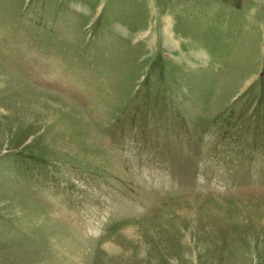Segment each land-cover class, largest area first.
<instances>
[{"label": "rangeland", "instance_id": "1", "mask_svg": "<svg viewBox=\"0 0 264 264\" xmlns=\"http://www.w3.org/2000/svg\"><path fill=\"white\" fill-rule=\"evenodd\" d=\"M0 264H264V0H0Z\"/></svg>", "mask_w": 264, "mask_h": 264}]
</instances>
